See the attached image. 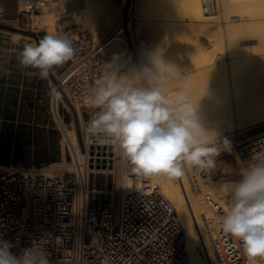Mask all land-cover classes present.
<instances>
[{"label": "built area", "instance_id": "2783aa9c", "mask_svg": "<svg viewBox=\"0 0 264 264\" xmlns=\"http://www.w3.org/2000/svg\"><path fill=\"white\" fill-rule=\"evenodd\" d=\"M203 1L207 12L218 10V0ZM70 2L16 0L15 20L44 12L69 15L73 13ZM3 11L0 7V16ZM137 20L131 0L110 34L100 39L90 32L65 35L72 41L75 55L56 78L52 89L62 98H51V109L69 153V159L60 163L68 168L55 171L57 163H0V239L14 245L12 252L36 243L48 251L51 264H190L178 212L160 186L147 177L133 175L117 148L101 144L83 131L93 113L99 111L89 101L96 81L104 75L105 62L112 59L103 49L117 38L133 49L142 64L131 35V24ZM142 47L148 52L147 46ZM62 108L72 109L78 145L68 136ZM227 139L246 164L264 161V126L237 128ZM214 170L185 172L189 189L203 195L212 210L211 216L202 218L210 233V250L208 246H200V250L211 264H248L241 242L221 228L219 220L227 210L212 191L203 188ZM179 180L184 185V180ZM212 228H216L213 233ZM258 262L264 264L259 258Z\"/></svg>", "mask_w": 264, "mask_h": 264}, {"label": "clouds", "instance_id": "9594fccd", "mask_svg": "<svg viewBox=\"0 0 264 264\" xmlns=\"http://www.w3.org/2000/svg\"><path fill=\"white\" fill-rule=\"evenodd\" d=\"M72 41L59 34H47L38 43L25 44L18 60L23 68L38 70L47 80L56 67L73 59ZM123 54L105 62V72L96 81L91 106L99 109L83 126L90 138L117 148L137 177L165 175L183 178L186 170H211L222 150L231 151V142L203 126L185 91L169 96L167 81H183L182 71L166 63L162 53L149 51L145 62L127 71ZM208 84L201 98L207 95ZM49 96L61 100L51 89ZM201 100V99H200ZM200 102V101H199ZM231 204L220 217L225 233L241 242L248 264L264 261V161L243 174L230 189ZM14 245L0 239V264H51L45 248L33 243L19 253Z\"/></svg>", "mask_w": 264, "mask_h": 264}, {"label": "bare ground", "instance_id": "6f19581e", "mask_svg": "<svg viewBox=\"0 0 264 264\" xmlns=\"http://www.w3.org/2000/svg\"><path fill=\"white\" fill-rule=\"evenodd\" d=\"M93 1L70 2V7L77 11L78 18L80 20L83 18V21H80L82 25L90 22V18L94 16L95 9L90 5L92 3L94 7ZM146 1L141 0L142 7H138L136 15L139 20L149 21L152 38L148 30H142L145 35H140V45L151 48L149 51L155 46V50L162 53L163 60L178 67L184 75L183 81L168 79L167 94L171 96L177 91H185L194 108L199 103L198 116L203 126L218 132L221 140L227 138L228 134L237 128L264 126V13L262 10L260 12V9H264V0H253L256 5L251 9L254 12L249 9L251 7L249 4H239L245 0H221V7L214 13L206 11L203 0H149L148 6L142 3ZM36 23L47 26L53 25L54 20L52 17H46ZM239 23L243 25V29L242 26L241 28L238 26ZM135 25L139 28L138 22ZM114 29L112 27L111 31ZM223 36L226 39V46L223 45ZM117 43L119 40L114 45ZM126 54L129 63L132 64L131 53L126 51ZM227 65L230 68L228 70L231 74V83L227 81L226 85L218 84L219 77L225 78L223 76L229 73H226ZM222 71L225 73L223 76ZM213 77L216 78L214 80L217 78L219 80L209 82ZM207 84V95L201 98ZM232 151L235 153L233 147L229 152ZM226 152L228 151L222 152L224 157ZM219 156H216V159ZM234 156L243 171L252 167L240 160L236 153ZM220 164L222 165V162ZM59 165L68 166L66 163ZM147 178L158 184L175 206L184 228L185 248L190 264H211L208 258L202 256L199 249L200 246H208L210 250V233L204 229L201 215L211 216L212 213L208 211L211 208H208V204L205 200L203 202L201 197L197 199L196 196L190 195L192 192L185 175L182 178L184 185L179 179L170 180L163 174ZM218 193L214 192V195L228 211L229 205ZM215 230L216 228H212L211 233ZM253 264H259L258 258Z\"/></svg>", "mask_w": 264, "mask_h": 264}, {"label": "rangeland", "instance_id": "374dc122", "mask_svg": "<svg viewBox=\"0 0 264 264\" xmlns=\"http://www.w3.org/2000/svg\"><path fill=\"white\" fill-rule=\"evenodd\" d=\"M133 1L135 2L136 11L137 9L139 11V8L142 7L141 0H133ZM142 1H146V0H142ZM147 1L148 3H150L149 0ZM147 1L146 3L142 2L143 5L148 6ZM130 2L131 0H94L93 1L94 7L92 3L90 4L91 7L95 9L94 10L95 13L93 14L94 16L90 18V22L88 21L83 25L80 22L83 21V18L81 20L80 18H78V14L77 11H75V9L72 10L73 13L69 15L58 16L51 12H44L42 14H39L38 16H34L33 18L28 16L21 18L20 21H16V20L12 21L16 17V15H13L12 13L6 15L7 19L1 22L3 23L7 22V23H5V25L0 24V33L6 34V36L3 37V39H6L7 41L3 43V47L6 48L7 50L3 51L4 55L0 58V82H2L0 84V113L4 111L8 113L10 112L11 115H14L18 119L19 125L24 126L23 127L24 134L21 135L18 134L17 138L15 139L14 146L16 145L17 142L22 141L24 144V146L22 147L25 148L26 151L18 158H16L12 153L6 156L0 153V158L3 157L8 161L17 162L20 164H30V165L33 164L37 166V156H36L37 149L44 150L45 147H48L50 149L52 146L58 145L62 150L61 160L53 162L51 164L54 163L59 164L60 162L63 161L65 162L66 160L69 159V153L65 147V140L63 138V130L56 123L51 109V97L49 96V92L54 86V83L56 82V78H59L62 75L64 70L70 64V61L66 62L62 66L56 67L54 71L50 74L49 78L47 80H43L39 77L37 69H33L31 67L23 68L19 65L18 57L20 52L23 50L24 45L28 43L36 44L40 40L39 36H41L42 39L47 34H59L62 36L70 35L76 37L78 34H81L82 32H90L100 39L110 34L112 32L111 31L112 27L114 29V27L116 28L118 26L119 17L122 15L123 12L127 10L128 6L130 5ZM218 3H219V7H221V0H218ZM243 3L245 5L246 3L249 4V7L251 6L249 9H251L256 5V3L253 0H247V1L245 0L239 4L242 5ZM96 8H98L99 10H97ZM245 9L248 10L247 7H245ZM261 10L263 11L262 13H264V9L263 8L260 9V12ZM251 11L253 10L251 9ZM104 13L105 15L103 16ZM46 17H52L54 20V24L41 26L36 23L37 21ZM108 18L111 20V21L109 20L111 22L110 25L108 24L109 22L107 20ZM137 22L139 24V28H136L137 26L135 25V23ZM132 24L133 25H131V35L133 34L132 35L133 41L137 52L139 51L138 56L141 60V63H144L145 56L151 48L148 50V52L147 51L144 52V48L140 45V35L142 30L146 29L149 31V36H150V23L146 19L139 20L138 18V20L136 22H133ZM240 24L241 23H239L238 26L240 28L242 26L243 29V25ZM150 38L152 37L150 36ZM224 39L225 38L223 36V45L226 46V39L225 41ZM114 40L118 41L119 39L116 38ZM114 40L111 41L106 46V48L103 49V52L109 54L111 57H113L116 54H123L122 57L123 60L128 62L127 68L124 69L125 71H127L133 66H138L139 65L138 57L134 53L133 49L129 48L125 43L120 42L121 40H119V43H117V45H114L116 43V41ZM152 42L153 41L151 40V43ZM153 50H155V46L153 47ZM126 51L131 53V59L133 60L132 64H130L127 59ZM226 67L225 68L227 70L226 71L227 73L229 72L228 69L230 68L228 65ZM225 68L223 69V71L225 70ZM223 71L221 76L225 75V73L223 74ZM226 75L227 76H223L225 78L227 77L226 81L225 78L222 77H219L220 80L218 78L217 80H214L215 77H213L210 78L212 80H209V82L212 81L217 82L219 80L218 84L226 85L228 84V82L231 83L230 72ZM223 80L225 82H223ZM70 110L71 111H68L66 108H62L60 110V113L62 115V118L64 119V126L68 132V136H70L71 139L75 142V144L78 145L74 132V127L77 126V123L73 122L72 109ZM223 151L224 150L221 151V154L219 153L220 156L218 155L222 160H220L219 157H217L216 167L214 170L215 174L213 173L211 180H209V182L206 185H204V189L205 191L208 190L212 191L213 195L214 192L218 193L219 191L218 194L222 195L221 198L227 200V203L230 205L231 186L241 179L242 174L245 171H243L242 168L238 166L237 164L238 160L236 159V156H234L235 153L233 151L226 152L227 153L226 157H224L225 155L222 153ZM221 162L222 165L220 164ZM63 168L67 169L68 166H61V165L54 166V169H58V170H61ZM192 193L190 194L191 196L194 195L196 196L195 198L197 199L201 197V199L204 202L205 199L203 195L192 194ZM214 196L216 197V195ZM216 199L219 200V198L217 197ZM208 208L210 207L208 206ZM208 211L212 213L211 209ZM203 216L204 214L201 215L202 218ZM200 253L202 254L201 250ZM202 256L204 258H207L203 254Z\"/></svg>", "mask_w": 264, "mask_h": 264}, {"label": "trees", "instance_id": "16d2710c", "mask_svg": "<svg viewBox=\"0 0 264 264\" xmlns=\"http://www.w3.org/2000/svg\"><path fill=\"white\" fill-rule=\"evenodd\" d=\"M10 113L2 112L0 113V153L4 156L14 154L16 158L20 157L26 150L22 146H24L23 142L19 141L15 144V139L18 134H24L23 127L21 125H17L13 120L12 116L10 117ZM56 132V131H53ZM37 166H45L49 165L53 162L61 160L62 150L58 145L52 146L50 149L45 147L44 150L37 149ZM0 163L3 164H14L21 166H32L33 164H20L17 162H11L6 160L5 158H0Z\"/></svg>", "mask_w": 264, "mask_h": 264}, {"label": "crops", "instance_id": "0c3cea01", "mask_svg": "<svg viewBox=\"0 0 264 264\" xmlns=\"http://www.w3.org/2000/svg\"><path fill=\"white\" fill-rule=\"evenodd\" d=\"M15 3H16V0H0V7H1V9L4 10L3 11L4 13L1 15V18H0V24L1 25H5V23H7V22H5V23L1 22L3 20L7 19V17H6L7 14L12 13L13 15H16ZM12 21H15V19H13ZM5 36H6V34L0 33V58L4 55L3 51L7 50L6 48L3 47V43L7 42L6 39H3V37H5ZM39 37L41 39V36H39ZM1 83L2 82H0V84ZM11 116H12L13 120L16 122V124L19 125L18 119L14 115H11Z\"/></svg>", "mask_w": 264, "mask_h": 264}]
</instances>
